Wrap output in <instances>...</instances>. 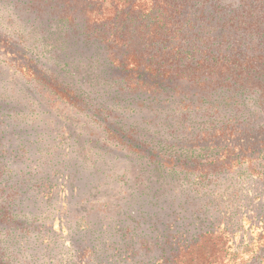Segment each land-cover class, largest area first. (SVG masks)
I'll return each instance as SVG.
<instances>
[{
  "label": "trees",
  "instance_id": "1",
  "mask_svg": "<svg viewBox=\"0 0 264 264\" xmlns=\"http://www.w3.org/2000/svg\"><path fill=\"white\" fill-rule=\"evenodd\" d=\"M0 20V82L84 117L80 158L138 166L115 203L103 165L36 157V108L0 92V264H264V0H0ZM240 174L261 192L229 213L219 182Z\"/></svg>",
  "mask_w": 264,
  "mask_h": 264
},
{
  "label": "rangeland",
  "instance_id": "2",
  "mask_svg": "<svg viewBox=\"0 0 264 264\" xmlns=\"http://www.w3.org/2000/svg\"><path fill=\"white\" fill-rule=\"evenodd\" d=\"M10 20H0V35L4 36L6 38L14 37L16 35V31L11 29L9 27ZM2 59V56L0 55V60ZM7 68V67H6ZM9 72L6 73V78L8 82L3 81L0 82V92L4 93L6 90V94L8 96H11L15 100H19L22 103H30V105L33 108H36V113L33 114V116L28 115L26 117L25 123L26 125H36L39 124V128L32 132L33 137L38 134V136H42L44 139L43 145L41 146V154H37L36 157H42V160L46 159L48 161V155L47 150H56V153H69V156L74 158L75 161L83 160V162L80 164L82 166L83 174L86 172L89 173L91 166L96 165L95 168L97 169V164L103 165L101 172H98V174H94L95 182L92 184L93 186L96 184L101 187L102 190H105V195H110L112 199L115 197L119 198L122 196V193L126 190L128 191V186H124V182L126 179V176L133 177L131 181L127 182L128 185L131 183H134L138 172L136 173V170L138 169V166H136L133 162H131V159L125 158V152H118L116 150L108 151L101 149L93 150L92 155L94 152H101L100 155H95L94 159L93 157L91 160L87 161L85 157H83V153L81 152V158L78 154L77 148L73 147L72 142L69 138L68 133L72 132L73 134L78 133L81 131L82 124L85 122L84 117H80V120L74 119L72 114H70V117L72 120H69L70 118H67V116H64V112L60 115L56 114L59 112L51 111L49 113H45V110H48L49 107H37L36 105H32L31 100H43V103L47 101L46 99H43L42 97H39L38 94H35V92L27 93L25 92L24 88H29L28 85L26 86L24 84V81L21 80L19 82V75H13L12 71L13 68L8 69ZM6 71V70H5ZM2 78V77H0ZM31 90V89H30ZM46 105V104H45ZM38 115V116H36ZM58 115V116H57ZM31 128V127H29ZM30 131V129H29ZM55 139V140H54ZM45 145V146H44ZM86 148V147H82ZM86 149L83 151L85 152ZM106 153V154H105ZM125 154V155H124ZM68 156V157H69ZM98 162H95V159L99 158ZM73 160V161H74ZM86 161V162H85ZM114 166V170L111 171V168ZM259 172H262V176L264 174V162H262ZM111 173L112 175L109 177H106V174ZM92 176V175H91ZM140 178V177H139ZM90 180V179H89ZM61 181V180H60ZM220 188L219 193L221 194V200L226 201L225 210L229 213L234 211V208L236 207L233 203V200L238 197L240 200L250 202V204H255L254 197L261 192L260 186L253 181L251 177L247 175L240 174L232 179H228L227 182L224 183V180L220 181ZM226 184V185H225ZM121 192V193H120ZM105 195L98 194L93 195L89 197L88 203L91 202V204H100L103 203L107 197H104ZM84 197V196H83ZM115 203H118L120 201L114 199ZM231 202V203H230ZM222 204V203H221ZM76 208H79L81 205H76ZM248 203H242V205L239 206V211L242 212H249L251 209L254 208L252 205L249 206ZM224 208V207H223ZM262 207H260V210ZM254 210H257V207L254 208ZM102 212H104L102 210ZM96 215L99 216V212L96 213ZM244 226L241 224L242 228L244 230H249V225L247 224V221H244ZM235 228H240V224H237L234 222Z\"/></svg>",
  "mask_w": 264,
  "mask_h": 264
}]
</instances>
